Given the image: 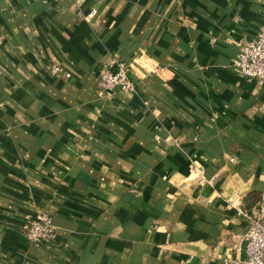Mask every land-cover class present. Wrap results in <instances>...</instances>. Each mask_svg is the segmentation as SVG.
Instances as JSON below:
<instances>
[{"label":"crops","instance_id":"0c3cea01","mask_svg":"<svg viewBox=\"0 0 264 264\" xmlns=\"http://www.w3.org/2000/svg\"><path fill=\"white\" fill-rule=\"evenodd\" d=\"M263 17L264 0H0V264L244 257L264 85L232 59ZM113 57L136 92L99 97ZM41 211L49 244L21 233Z\"/></svg>","mask_w":264,"mask_h":264},{"label":"built area","instance_id":"2783aa9c","mask_svg":"<svg viewBox=\"0 0 264 264\" xmlns=\"http://www.w3.org/2000/svg\"><path fill=\"white\" fill-rule=\"evenodd\" d=\"M95 10L92 9L85 16L91 18ZM237 53L232 59L233 68L248 80H255L264 85V17L262 25L251 39L236 41ZM51 73L61 71L60 66L52 65ZM131 62L111 58L101 71L96 94L99 97H111L115 91L135 93L136 84L131 76ZM236 209L243 213L247 221L244 237V257H225L224 264H264V197L250 213L244 211L240 202H236ZM21 233L30 241L49 244L56 236V225L49 213L41 211L25 214L21 225Z\"/></svg>","mask_w":264,"mask_h":264}]
</instances>
